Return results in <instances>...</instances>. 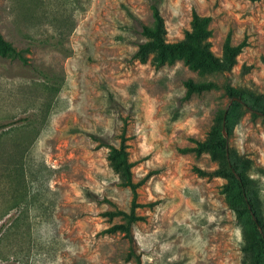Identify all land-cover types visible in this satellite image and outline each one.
Returning <instances> with one entry per match:
<instances>
[{
	"label": "rangeland",
	"instance_id": "1",
	"mask_svg": "<svg viewBox=\"0 0 264 264\" xmlns=\"http://www.w3.org/2000/svg\"><path fill=\"white\" fill-rule=\"evenodd\" d=\"M152 2L167 42L183 39L193 10L211 17L216 56L228 34L233 46L245 40L233 70L202 76L182 61L134 59L149 0H0V34L26 59L0 56V264H241L227 181L194 171L218 163L180 150L209 136L231 101L225 84L264 94V0ZM189 79L217 88L184 99ZM241 112L225 134L246 176L259 178L264 220V123ZM123 132L133 180H144L132 244L106 232L124 223L107 214L131 207L107 161Z\"/></svg>",
	"mask_w": 264,
	"mask_h": 264
},
{
	"label": "trees",
	"instance_id": "2",
	"mask_svg": "<svg viewBox=\"0 0 264 264\" xmlns=\"http://www.w3.org/2000/svg\"><path fill=\"white\" fill-rule=\"evenodd\" d=\"M259 2L260 0H249ZM149 7L152 14L150 26L141 24L140 35L145 39L138 44L133 58L140 63L150 61L155 68L165 65L170 66L178 61L188 67L189 70L200 75H224L230 73L237 64V57L247 46L245 40L237 45L231 44V36L228 34L222 46V56H216L211 50L213 31L210 28L211 17L201 16L196 11H192L190 29L185 31L183 39L177 42H167L166 29L162 16L157 5L149 0ZM0 56L3 58L18 59L26 63L22 51L13 47L0 34ZM246 68L243 67L242 71ZM186 88L184 99H189L192 95L202 94L217 88V84L212 81L194 82L189 79L184 83ZM224 92L230 98H237L226 110L218 112L215 123L209 132V136L202 142H196L192 148H184L183 153L193 152L196 156L204 153L210 155L211 159L218 163V168L206 172L198 168L194 171L201 177L221 178L227 181L223 186V193H227L231 209L234 211L238 222L241 225V264H264V220L261 217L258 207L259 194L257 184L259 178L251 179L245 174V166L240 159H237L234 152L229 149L226 139L222 135V128L230 134L232 128V117L236 110H241V114L248 113L252 119L260 118L264 123V94L254 92L250 88L236 90L225 84ZM127 139L124 132L120 136L118 147L107 146L109 152L107 161L111 170L118 175L120 185L129 188L132 193L131 207L128 213L124 211H114L108 213L110 219L120 217L124 223L116 224L106 230L107 233L123 234L129 243H133L131 228L133 224L142 220L137 216V189L144 182H134L133 163L129 159ZM103 145V144H102ZM260 176H264V170H258ZM145 179V178H144ZM90 197H93L90 195ZM252 216L255 218L253 221ZM133 255L132 253L130 256ZM137 264H140L136 257Z\"/></svg>",
	"mask_w": 264,
	"mask_h": 264
},
{
	"label": "water",
	"instance_id": "3",
	"mask_svg": "<svg viewBox=\"0 0 264 264\" xmlns=\"http://www.w3.org/2000/svg\"><path fill=\"white\" fill-rule=\"evenodd\" d=\"M233 101H238V99L237 98H233V99H231V101H230V103H229V105L227 106V108H226V110L228 109V107L231 105V103L233 102ZM223 136H224V138L226 139V141H227V138H226V134H225V130H224V126H223ZM252 219H253V221H255V218L252 216Z\"/></svg>",
	"mask_w": 264,
	"mask_h": 264
}]
</instances>
